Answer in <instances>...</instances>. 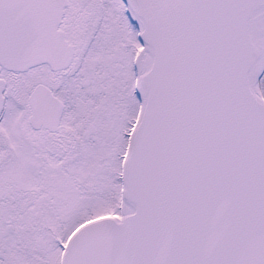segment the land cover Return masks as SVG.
<instances>
[{
  "label": "snow or ice",
  "instance_id": "1",
  "mask_svg": "<svg viewBox=\"0 0 264 264\" xmlns=\"http://www.w3.org/2000/svg\"><path fill=\"white\" fill-rule=\"evenodd\" d=\"M0 264H264V0H0Z\"/></svg>",
  "mask_w": 264,
  "mask_h": 264
}]
</instances>
